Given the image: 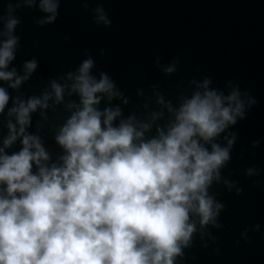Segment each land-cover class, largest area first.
<instances>
[{
    "label": "clouds",
    "instance_id": "9594fccd",
    "mask_svg": "<svg viewBox=\"0 0 264 264\" xmlns=\"http://www.w3.org/2000/svg\"><path fill=\"white\" fill-rule=\"evenodd\" d=\"M63 2L11 0L0 14V264H178L197 235L205 248L217 240L210 229L223 227L226 206L214 189L243 192L231 171L223 172L238 139L231 129L257 99L238 81L222 90L211 77H193L177 86L174 100L157 84L147 93L138 88L141 110L125 115L131 98L107 72L94 74L87 49L74 70L26 96L21 89L39 62L13 66L21 39L16 13L38 10L34 23L43 28L55 24ZM76 2L84 10L96 3L94 23L111 26L105 0ZM179 63L155 60L166 77ZM60 108L63 121L50 120ZM45 129L59 149L55 156ZM259 144L251 141L253 149ZM243 174L259 177L261 170L252 165ZM260 227L245 228L241 239Z\"/></svg>",
    "mask_w": 264,
    "mask_h": 264
}]
</instances>
